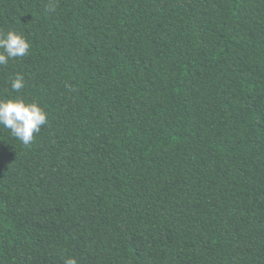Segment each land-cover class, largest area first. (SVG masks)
Returning a JSON list of instances; mask_svg holds the SVG:
<instances>
[{"label":"trees","instance_id":"obj_1","mask_svg":"<svg viewBox=\"0 0 264 264\" xmlns=\"http://www.w3.org/2000/svg\"><path fill=\"white\" fill-rule=\"evenodd\" d=\"M9 30L0 99L47 123L0 125V264H264V0H0Z\"/></svg>","mask_w":264,"mask_h":264},{"label":"clouds","instance_id":"obj_2","mask_svg":"<svg viewBox=\"0 0 264 264\" xmlns=\"http://www.w3.org/2000/svg\"><path fill=\"white\" fill-rule=\"evenodd\" d=\"M30 42L14 30L0 31V66L7 65L11 59L29 54ZM24 77L17 74L10 82L11 90L20 93L24 87ZM47 123V113L35 101H25L21 96L0 99V125L23 145L28 146L34 134ZM64 264H77L75 257H66Z\"/></svg>","mask_w":264,"mask_h":264}]
</instances>
